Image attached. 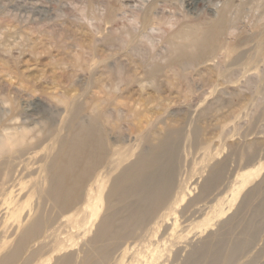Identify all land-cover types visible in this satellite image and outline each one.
Here are the masks:
<instances>
[{
  "label": "rangeland",
  "instance_id": "1",
  "mask_svg": "<svg viewBox=\"0 0 264 264\" xmlns=\"http://www.w3.org/2000/svg\"><path fill=\"white\" fill-rule=\"evenodd\" d=\"M163 141L177 203L133 236L111 187ZM140 234L264 264V0H0V264H126Z\"/></svg>",
  "mask_w": 264,
  "mask_h": 264
},
{
  "label": "bare ground",
  "instance_id": "2",
  "mask_svg": "<svg viewBox=\"0 0 264 264\" xmlns=\"http://www.w3.org/2000/svg\"><path fill=\"white\" fill-rule=\"evenodd\" d=\"M82 142V141H81ZM166 148H167V145H166V142L163 141L161 143H159L158 146H156L154 149H153V153H151L150 155L148 156H145L144 158H146L143 163H139V164H133V165H130L128 166L127 168H125L122 172V174L119 176V178H117V180H114L113 184H112V187H111V193L112 195H118L116 197H114V200H118V201H122L123 203V207H128V211H127V216L125 219H123V221L121 222L120 224V228H129L131 234H134L132 233V231L136 230V229H140V231L142 230V227L143 225H149L147 221H149V219L153 216V213L156 212V210L158 208H162L161 206L165 207L167 202L171 203L172 204L174 203H177V202H174V197L172 196V181H171V176L168 175H165V172H163L162 169H160L162 167V164H163V155L164 153L166 152ZM73 158V157H72ZM70 158V159H72ZM76 160V159H74ZM78 160V159H77ZM68 163V162H67ZM72 164V163H70ZM76 164V163H75ZM70 165H68V168H69ZM72 166V165H71ZM76 169V168H75ZM71 171V170H70ZM66 176V175H65ZM69 177V176H68ZM63 179V178H61ZM67 180V179H66ZM60 181V180H59ZM58 181V182H59ZM64 180L60 181V183H58V189H61L62 186L64 185ZM69 181V180H68ZM129 182H130V185H129ZM122 186H125L122 188ZM121 192V193H119ZM8 193H9V190H8ZM11 193V192H10ZM10 193L8 194V198L10 196ZM119 193V194H118ZM114 195V196H115ZM176 195V194H175ZM171 196L173 197V199L171 198ZM178 196V195H177ZM185 197V195H184ZM171 198V200L173 201H169ZM178 198H180L179 200H181V197L178 196ZM175 197V199H178ZM14 199V198H13ZM178 201V200H176ZM14 202V200H13ZM12 202V198H11V201H8L5 200L4 204H6L5 206V213H7L6 211L8 210L10 213L12 212H15L16 209H15V206L16 204H14ZM181 202V201H180ZM166 203V204H165ZM170 205V204H169ZM178 205V204H176ZM168 207V206H167ZM169 207H173V205H170ZM169 209V213L171 214L172 218H173V211H174V208L172 209ZM204 207V206H203ZM205 207H207L205 205ZM204 207V209H205ZM212 207V205H210V208ZM18 209V208H17ZM159 209V210H160ZM163 209V208H162ZM161 209V210H162ZM165 209V208H164ZM168 209L166 208V211L168 213ZM203 209V208H202ZM209 209V208H208ZM213 209V208H211ZM21 209H19L17 212V215L15 216L16 217H19L21 211ZM170 210H173V211H170ZM197 210V209H196ZM201 210V209H200ZM199 208H198V211H200ZM116 211V210H115ZM165 211V212H166ZM202 211V210H201ZM200 211V213H202ZM223 211V210H222ZM164 212V213H165ZM172 212V213H171ZM206 210L203 211L202 214H205ZM211 212V210H210ZM216 212L218 215L219 214H222L221 210H218V211H214ZM120 212L119 211H116L114 212V215H117L119 214ZM168 213V214H169ZM197 213V211H196ZM198 212V214H200ZM208 213V212H207ZM16 214V213H15ZM166 214V213H165ZM7 215V214H6ZM193 215H194V211H193ZM167 216V215H166ZM170 216V215H168ZM200 216V215H199ZM202 216V215H201ZM112 216L111 217H106L102 220V222H100L101 224H99V230L97 231L98 233V236H99V239H100V235H105L104 232L106 231V229L110 228L108 226H111L109 223V220L110 219H114ZM160 217H162V223L163 222H166L164 221V215L162 214ZM177 217V216H176ZM174 217V218H176ZM192 217V216H191ZM204 217V215H203ZM202 217V218H203ZM136 218V221L133 223L132 220ZM169 218V217H168ZM201 218V219H202ZM109 219V220H108ZM158 219H160L158 217ZM157 219V220H158ZM189 219V218H188ZM107 220V221H106ZM161 220V219H160ZM187 220V218L185 219V221ZM169 221V219H168ZM173 221V220H171ZM175 221V220H174ZM202 221H206V218H204ZM184 222V221H183ZM133 223V224H132ZM150 223V221H149ZM152 223V222H151ZM158 223V222H156ZM155 223V231H157V225ZM160 223V222H159ZM172 223V222H170ZM168 224V223H167ZM164 226H166V224L163 223ZM163 225H160V226H163ZM172 224H170L171 226ZM80 226L82 227V225L80 224ZM152 226V225H151ZM154 226V225H153ZM163 226V227H164ZM181 226V225H180ZM184 226V225H183ZM182 226V227H183ZM157 227V228H156ZM181 227V228H182ZM119 228V227H118ZM117 228V229H118ZM150 228V227H149ZM153 227H151L152 229ZM153 228V229H154ZM169 228V227H167ZM162 228H158V230H161ZM166 229V228H164ZM173 229H175L173 227ZM150 230V229H149ZM148 230V231H149ZM168 230V229H167ZM170 230V229H169ZM179 230V229H178ZM177 230V231H178ZM118 231V230H117ZM116 231V232H117ZM153 231V230H152ZM154 231V232H155ZM162 231V230H161ZM163 232V231H162ZM169 232V231H167ZM172 232V231H171ZM137 233V232H135ZM144 233V231H143ZM151 233V232H150ZM156 233V232H155ZM117 234V233H116ZM169 233H167L168 235ZM172 234V233H171ZM108 235V234H107ZM142 237H140V243L139 244H134V246H130V243L122 250V256H121V260L123 261V259L127 260V256H125L127 253H131V256L130 254H128L129 256V259L127 260V263L126 264H161V260L163 261V254L165 252V250H169V248L171 246V248H174V245L172 243V241L170 242V239H163V238H160V240L158 241V238H157V241L156 243H145L143 242L144 240L143 237L145 235H142L140 234ZM148 234H146L147 236ZM149 235H153L154 234H149ZM148 235V239L149 237L152 238L153 241H155L153 238V236H149ZM163 235V234H162ZM170 235V234H169ZM176 235V234H174ZM135 236V234L133 235ZM132 236V237H133ZM165 236V235H164ZM177 236V235H176ZM24 237V236H23ZM137 237V236H136ZM161 237V236H160ZM170 237V236H169ZM126 238V237H125ZM142 238V239H141ZM97 239V240H99ZM132 239V238H131ZM136 239V238H134ZM132 239V240H134ZM142 240V242H141ZM176 240V239H174ZM147 241V240H146ZM152 241V242H153ZM204 241V240H203ZM128 242V241H127ZM151 242V240H150ZM177 243V241H175ZM206 243V241H204ZM179 243V241H178ZM177 243V244H178ZM203 243V244H205ZM132 245V244H131ZM206 245V244H205ZM204 245V246H205ZM203 246V245H202ZM208 246V244H207ZM206 247V246H205ZM218 247V246H217ZM235 248V247H234ZM218 249V248H217ZM171 250V249H170ZM232 250H235V249H232ZM231 255V254H230ZM69 256L70 255H67V260H69ZM232 256V255H231ZM125 257V258H124ZM215 257V256H214ZM212 258V261L210 263H205V264H212L215 260H217V255L215 258ZM120 259V258H119ZM229 259V258H228ZM119 260V261H121ZM191 260V259H190ZM126 262V261H125ZM124 262V263H125ZM165 262V260L163 261V263ZM187 262V261H186ZM189 262V263H188ZM187 263L188 264H196L195 261H188ZM218 262V261H217ZM216 262V263H217ZM214 263V264H216Z\"/></svg>",
  "mask_w": 264,
  "mask_h": 264
}]
</instances>
